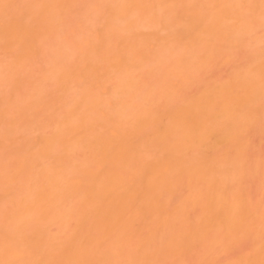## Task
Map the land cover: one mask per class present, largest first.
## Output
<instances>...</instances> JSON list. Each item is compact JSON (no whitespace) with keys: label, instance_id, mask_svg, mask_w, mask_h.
<instances>
[{"label":"bare ground","instance_id":"obj_1","mask_svg":"<svg viewBox=\"0 0 264 264\" xmlns=\"http://www.w3.org/2000/svg\"><path fill=\"white\" fill-rule=\"evenodd\" d=\"M140 1L142 2L143 0ZM219 1L222 2V0H218V2ZM224 1L225 2L219 6L222 8V13L228 12L229 9H232L230 8V5L232 7L234 6L231 2L228 3L227 0ZM129 2L132 3V1ZM133 2L135 1L133 0ZM141 2L139 3L140 6H142L141 4L143 3ZM217 3L214 5L216 6ZM135 4L138 3L135 2L133 6H135ZM46 6L47 4L43 6V8ZM46 8L48 9V7ZM216 8L217 6L215 9ZM225 9L226 11L223 12ZM206 10L207 12L209 11L208 8H206ZM213 10L214 7L212 8V11ZM57 12H59V10ZM208 14L205 15L206 18L203 20L207 19ZM218 14H220V12ZM154 17L155 16L153 15L152 18ZM197 17L198 19L200 18V21L204 16L197 15ZM217 17L218 16L215 18ZM192 18L195 19L194 16ZM219 18L220 17L217 19ZM213 20H210V22L212 23ZM17 21L13 22L14 25L10 24L12 26H2L3 28H7H5L6 32L3 29V37H5L6 40L13 41V43L21 42V39L25 37L22 36L23 33L28 34L29 32H27V27L25 25V27L22 24L20 25V23L16 25ZM219 21L220 19L216 22L218 23ZM216 22L214 23L215 25L212 23V26H214L213 29L218 27ZM198 23L199 22H197L196 26L195 21L194 24L191 22L193 26L195 25V30L199 29L196 27L201 28L199 31L203 30L204 23L202 22V27L201 25L199 26L201 23ZM220 23H222V21H220ZM220 23H218L219 26ZM210 26L208 28H210ZM186 27L187 26L184 28L185 30ZM211 28L210 30L212 31ZM188 29L185 34H188ZM207 30L209 31V29ZM213 32H215V30H213L212 33ZM2 33L0 34L2 35ZM192 34L194 35V32ZM198 34L197 39L199 40ZM29 35L32 36V33ZM159 36L160 35L158 34V37ZM188 36H190V33ZM19 38L20 41L17 42ZM28 38L30 39V37ZM106 39L107 38L103 40L104 46H99L103 43L96 41L99 44L96 43L98 47L97 45L95 46L96 49L94 52L91 51L93 49V47H91V50L88 52L89 54L85 55L86 58L80 61L81 63L79 65L76 63L77 66H75L80 72L81 79L86 78L87 80H91V82L95 81L93 84L95 87H97L96 83H99L101 86L107 82L108 77L109 80L112 79L113 76H111V73L112 71L115 73V68H119L123 64L129 65V62H132L130 57H125L127 54L125 52V47L129 50V42H126L128 47L126 45L124 49L121 48L123 51L118 48L117 51L120 49L121 52H113L111 51L112 49L110 50L106 48L108 45L106 46L105 42L110 41L108 39L106 41ZM31 40L33 42L34 38ZM24 41L26 42L27 39ZM150 41L151 40H149V42ZM25 42L23 45L20 43L24 48H22L23 50H27L28 47V44L24 45ZM32 42H28L30 43L29 45H32ZM35 42L36 40H34V43ZM123 43H121L122 46H124ZM9 44L10 43L7 45ZM36 44H33L32 47ZM145 45H141L140 47ZM109 46H111V44H109ZM122 46L120 45V47ZM132 48H134V46ZM30 49L33 51L32 48ZM141 49H139V54H142ZM18 51H20L19 48ZM123 52L125 53L124 56L122 54ZM130 56L132 58V54ZM261 59H258V62H255L253 67L251 66V69H246L245 72L242 71V73H244H240L241 75L238 74V77L231 80V83L222 84V86L219 84V87L217 86L218 88L213 89H209L212 88L209 87L202 92L199 97H196V100L194 99L193 101L191 100V102L188 101L186 103L183 102L181 105L177 104V106L160 113L151 111L150 109H144L142 106L144 109L143 111H134V113L131 112L124 115L125 113L122 111L125 106V108H128V106L124 104L123 107L122 102L124 100L119 99V105L123 108H120V111L114 110V112L117 111L115 116L118 115L121 124H119V126H121L120 128L116 125L119 128L116 132L109 131L111 128L108 127L107 129L106 123L101 122L100 119H96L100 107L104 104L103 101L101 100L102 102H100L99 97L96 95H91L90 97V91L82 95L81 103L76 105L72 112L75 110L77 112L81 109L84 110H81L82 112L80 113L75 112L77 118L71 121H64L60 127L69 129L68 134L72 137L75 136L73 139L71 138L72 140H75L74 138L77 139L78 137L80 140H77L80 141V143H84L82 144L84 146H82L81 144L79 145L78 141V143L73 141L74 144H76L72 145L70 144V140L69 145L72 147L69 145L66 147L68 152L78 149L79 146H81V149H84L82 150L83 153L85 155L86 153L88 154V159L86 160V163H84L86 165L83 166L84 169L82 170V167L80 166V169H76H79V171L82 170V172L80 171V174L77 173V176L72 172L74 176H70L71 171L69 170L70 172H67V170L75 163L72 165L69 163L70 165H68V167H62L63 169L65 168L64 170L68 168L66 170L67 174L63 169V171H61V173L64 172L62 173L64 177H61V174H55L51 169H48L49 166V168H52L51 165L46 166V168H43L37 173V167L40 168L41 164L40 166L37 165L33 168L32 166H29L31 160L29 161L27 159L28 164H26L27 162L24 164L28 166V171L25 173L32 176V179L29 180L30 186H27L26 184L27 189L29 190L28 193L30 192L28 201H35H33V203H28L27 201L29 205L25 206L26 208L23 207L25 209L24 212L21 213L22 216H24V214L25 216H30L32 212L34 213V209L38 208H35L36 203H41L37 204V206L41 205L39 207L41 210H37H40V212L45 210L42 212V214L46 213L44 218H46V216L48 218L50 215L53 220L54 217L51 214L55 213L56 216L57 212H54L56 211L54 210L56 207L53 209L52 206L55 204L58 205L61 202L66 203V201L73 203L74 201H72L71 198L74 199V196L81 197L79 194L81 193V200L83 202L81 203L83 206L79 204L80 208L76 207L79 202L76 203V206H74L75 204L72 206L78 208L76 210L80 213H78V215H80L81 218L78 216L76 222L80 228H83H81V232L78 230L73 231V229V233L69 229L68 230L71 233H67L66 229V233L64 230L61 231V236H63L62 233L68 234L67 236L65 235L66 238H62V240L65 238V241L59 240L60 236H58V239L55 236L56 239L50 242V245H47L50 241V239H48L49 235L44 236L45 232L42 230L40 231V235L42 234L41 232H43L42 235L44 237L42 236V239H37L40 238V235L38 236L39 229L37 231L38 234H35L36 237H34L36 240L33 241L26 235V238L25 236L21 238L24 233L21 236L19 235L20 237L15 234L16 236L14 235V237L12 235L14 232L13 230L11 233L12 237L6 235L9 234L6 233L5 235L8 237L3 239L2 234H0V237L4 240L3 241L0 238V245L3 244L0 250V262L3 261L1 264H184V259L187 257L185 255L191 253L192 249L197 248H201V253H198L199 255L201 254V257L196 255L199 258L198 264H214L218 261V259L215 261L218 252L222 254L226 253L230 248L233 250L234 243L238 240H242V237H248V240H250L249 242H253L251 246L252 250H250V252L252 251L251 256L247 258L241 257V259L239 257L238 260L236 259L230 262L227 260V262H223V264H264V159L257 158V160L254 161H248L245 159V150H247V146L249 147L247 135L251 130L255 129V126L258 125L261 121L260 119H262L260 116H257L260 109L262 111V108L257 107L261 104L258 103L264 97V58ZM100 64H102V66ZM109 71L111 73H109ZM64 73L65 72L62 73V76L65 79ZM100 73H103L104 76ZM97 74H100L101 76H98L97 78ZM104 77H106V79ZM97 79L98 81H96ZM104 79L107 81H104ZM101 80H103V84H101L102 82L100 83ZM121 84L125 86V83L123 84L122 82ZM128 84L130 83L128 82ZM91 86L92 85H90V87ZM127 86L129 88V85ZM131 86L133 85L131 84ZM120 87L121 85L119 88ZM130 88L132 91V87ZM120 89L122 90L123 88ZM126 92H129L128 89ZM134 92L135 90H133L132 93ZM126 94L128 95V93ZM126 94L125 96L127 97ZM94 96L99 100L96 98L94 99ZM261 96L263 97L259 99ZM88 98L93 99V101L90 99L92 102H89ZM129 99H131V97ZM256 101L258 103H256ZM262 105L263 104H261L260 107H262ZM137 106L140 108V105ZM130 110L132 109L130 108ZM122 113L124 117L122 116ZM261 113L260 115L263 117V113ZM107 117H109V115H107ZM164 118L165 120L163 121ZM116 121L118 122V119H116ZM106 122H108V120ZM158 124H160L162 128L160 125L159 127ZM46 140L48 147L45 145L47 148L43 150H47L49 145L52 144L50 139L49 141L48 139ZM154 146L157 147V149L153 148L156 150L154 152L157 156L154 154V157L152 156V159H149L147 155L153 153L152 151H149V148L152 150L151 147ZM158 149L159 152H157ZM47 151L49 152V150ZM40 152H42V150ZM72 153H74V151ZM41 154H43L41 155L42 157L45 156V153ZM50 154H52V150ZM67 157L69 158L68 155ZM86 157L84 159H86ZM25 158L26 157H24V159ZM27 160L25 159L24 162ZM53 160L55 159L53 158ZM21 161H23V158ZM57 163L58 161L56 164ZM31 164L33 165L34 162ZM54 166L57 167L59 165ZM65 166L67 165L65 164ZM19 167H21L20 171L23 174L27 167L25 170L22 169V167H25L22 163ZM29 167H32V169H29ZM42 167H44V165H42ZM34 169L37 170V172L34 171ZM22 170L24 171L22 172ZM53 170L57 172L55 169ZM246 172H248L247 174L250 176L255 175L253 178L256 176L257 178L259 177V187L261 190L259 193L262 196L258 194V196H261L258 200H255L254 198L251 199V196L249 197L247 194L249 191H246L245 185L247 184L244 183ZM17 173L15 174L17 175ZM35 175L39 176L35 178ZM22 176H24V174ZM34 179L37 180V182L39 180V183H36ZM24 181H26V179ZM178 189L184 194V196H181V198L183 197V200H178L179 202L176 200L178 203L175 202L176 205L171 207L169 203L173 202L174 194L178 192ZM34 190H36V192L33 195ZM181 192L179 194H181ZM31 193L34 198H37V200L33 199ZM179 194H175V196ZM30 195L32 196V199ZM68 197H71L69 199L70 201L68 200ZM29 198L31 200H29ZM255 198H257V196ZM24 201L25 200H23V202ZM42 203L44 204V209L42 208ZM62 203V207L58 205L61 209L65 206V204L63 206ZM67 204L68 203H66V207ZM68 207L67 209L65 208L66 210L64 209L62 211L57 208L61 211L58 216L60 217L61 222L64 220V223L67 221L70 222V219L71 222H73L72 217L70 216L75 209L71 210L72 208L70 209ZM51 210H53V212L49 213ZM196 210H198L199 214L195 216V220L192 219L190 221L189 218H186L188 217L187 213H189V211H194L195 213ZM36 213L37 211H35V214ZM39 215H41V213ZM76 215L77 213L75 215L73 214V220H76ZM69 217L70 219L66 221ZM47 218L44 220L46 223H49L47 222ZM23 219L25 218L23 217ZM56 219L57 224H55L54 221V226L62 224L57 222L59 221V218ZM44 220L41 219V221L38 222H43L42 224L44 225ZM49 221L51 222L49 224H52L50 219ZM23 223H26V221ZM70 224H68V226ZM75 224L72 223L73 226H75ZM64 225L65 224L61 227H64ZM61 227L59 228L58 226L59 229H64ZM76 228L77 224L74 227V230ZM56 233H58V235L60 234L58 231ZM45 238H47L48 241L43 240ZM228 252H230V250Z\"/></svg>","mask_w":264,"mask_h":264},{"label":"rangeland","instance_id":"obj_2","mask_svg":"<svg viewBox=\"0 0 264 264\" xmlns=\"http://www.w3.org/2000/svg\"><path fill=\"white\" fill-rule=\"evenodd\" d=\"M129 1H132L133 4ZM129 1L0 0V33H4V30L6 32V27L14 25L13 22L17 20V24L15 22L16 25H18V23H20V25L22 24L23 26L25 25L27 27V32L29 31L32 33V36L29 35L31 34L29 32L28 34L23 33L22 36L25 37L21 39V42H19V38V40L17 41L19 43H13V41L6 40L5 37H3V33L2 35L0 34V234H2L3 239L5 237H8L6 235L12 237V235L14 236L15 234H17L18 237H20L24 233L21 238L26 235L33 241L36 240V238H34L36 237L35 234L37 235L39 232V236L40 231L42 230L46 234H44V236H50V238L48 236V239H50V241L47 244L50 245V242L56 239L55 236L57 237V239L59 238L58 236H60L61 239L59 238V240L65 241V238L68 234L62 233L63 236H61L60 233L63 230L65 232V229L67 233H71L69 232V230L72 231V229L73 231L78 230L79 232H81V228L83 227L80 228L78 223L76 222L78 216L79 218H81L80 215H78V210H76L80 208V205L83 206L81 193H79L81 197L74 196L73 194L75 198L78 197L77 199H72L70 197L72 201H76L75 203L71 202V204L70 202L66 201V203L69 204H67V207L70 206L68 208H72L71 210L75 209V211H72L73 213L71 212L72 215L70 216L72 217L73 222H71L70 217L66 219V221L70 219V222L67 221L66 223H64L65 220H62L63 222H61L60 217H58L60 214L59 212H61L65 208L67 209L66 203L62 202L61 203L63 204V206L65 204L63 209L59 208V206L62 207L61 203L58 204L59 206L57 204H55L54 206L51 205L53 209L56 207L54 209L56 211L54 212L58 213H56L57 217L55 216V213L51 214L54 217L53 220L50 215L49 216L51 218L49 216L47 218L46 216V218L48 219L47 222L51 223L49 221L50 219L52 221V224L46 223L45 221L46 218L44 217L46 213H43L44 215L42 214V212L45 211L43 210V203V211L41 212V208H39L41 205L37 206V204L41 203H36L35 208L38 207L37 209L40 210L34 209V213L32 212L30 216H25V214L24 216H22V213L26 208L25 206L29 205L28 203H33V201H35H28L30 192L28 193L29 190L27 189V186H30L29 180L32 179V176H29L27 173H25L28 171V166H26V164H28V160H31L29 162V166H32L33 168L34 166H40L41 164L40 168L37 167L38 172L34 169V171H36L37 173H39L43 168H46V166L51 165L52 168H49V166L48 169H51L55 174H61V177L63 176L62 173H64H61V171L65 169H63L62 167H68V165L70 164L72 165L73 163H75L70 166L71 168H66V170L68 169L67 172L69 170L71 171V175L68 173L70 176H74L72 172L76 174L75 176H77V173L80 174V171L82 172V170L84 169L83 166L86 165L84 163H86V160L88 159V154L85 152L87 155L86 157V155L82 151L84 149H81V146H79L81 151L78 148L79 150L75 149L76 153L75 150H73L74 153H72L73 151L68 152L66 148L69 145L70 140V144L73 145L75 141L77 142L80 139H78L77 137L78 140L76 138H74L75 140H72L75 136L72 137L68 134L69 129L60 127V125L64 121H71L77 118V115L75 113L77 111L75 110L72 112V110L76 105H79L81 103L82 95L90 91V97L91 95H96L99 97L100 102L103 101L105 105L103 104L100 107V111L96 115V119H100L101 122L106 123L107 129L108 127L111 128L109 129V131L116 132L121 126H119L120 120L118 115H115L117 114V111H120V108L122 109L124 107V104L128 106V108H125V106L123 111L121 110L123 113H125L124 115H127L131 112L134 113V111H143L144 109H150L151 111L160 113L177 106V104L181 105L183 104V102L186 103L188 101L191 102V100L193 101L194 99L196 100V97H199V95H201L202 92L207 90V88L209 87H212L209 89H213L218 88L219 84L222 86V84L224 85L231 83V80L237 78L238 74L242 73V71L245 72L246 69H251L255 65L254 63L258 62V59L264 58V0H227L228 3L231 2L234 6L232 7L230 5V8H232L233 10L228 8V12L225 13H222V8L219 7L225 2L224 0H222V2H218V0H143V3L138 0L142 3V6H140V2L136 0L134 1L138 4H135V6H133L135 3L133 2V0ZM215 1H217L218 3ZM215 3H217L216 9V6L214 5ZM44 4H47L46 7H48V9L44 7V10ZM213 7L214 10L212 11ZM206 8H208L211 13L208 11V14ZM58 10L59 12H57ZM224 11H226V9L223 10V12ZM206 12L209 18L207 17L206 20H203L206 18ZM219 12L220 14H218ZM215 14L216 16L220 17L219 19L220 21H222V23H220V21L218 22L220 23V26L216 22L219 19H217L218 17L215 18ZM153 15L157 19L155 17L152 18ZM197 15L204 16L203 18L201 17L202 20H200L204 23V28L201 31H199L201 29L200 27H196L199 28L196 29V31L194 28L195 25L193 26L195 21L196 26L197 22H199L201 23H198L199 26L201 25L202 27L203 23L199 21L200 18L198 19ZM193 16L195 17V19L192 18ZM149 18H151L152 20ZM210 20H213V25H215L214 23L216 22V25L218 27L213 29L214 26H212ZM191 22H193V24H191ZM2 26H6V29ZM185 26H187L186 30L184 29ZM209 26L210 28L212 27V31L215 30V32L212 33L210 28H208ZM187 29L189 31L187 33H190V36H188V34H185ZM207 29H209V31ZM193 32L194 35L192 34ZM168 33L170 36L168 35ZM158 34L160 35L159 37ZM197 34L199 40L197 39ZM26 35L30 37V39ZM31 37L36 40L35 43L34 40L32 42L31 39L33 38ZM24 38L27 39V43L24 41L26 40ZM105 38L110 40L107 41L106 39V46L108 45L106 48L110 50L112 49L111 51L113 52H116L118 48L124 49L126 45L128 47L127 43L129 42L128 48L130 51L127 50L126 47V51L124 50L128 55H125L124 52L122 54L123 56L125 55V57H130L132 62H129V65L123 64L121 67L115 68V73H113V71L112 73L109 71V73H111V76H113L112 79L109 80L108 77L107 81L105 80L106 77H104V81L107 82L103 84V80H101L100 83L102 82L101 84L103 85L100 86L99 83H96L97 87H95L93 86V84L95 83L94 80V82H91V80H87L86 78V80L83 78L81 79L80 72L75 68V66H77L76 63L79 65L81 63L80 61L86 58L85 55L89 54L88 52L89 50H91V47H93L91 51L94 52V50L96 49L95 46L97 44L103 43L99 46H104L103 40H105ZM190 39H192L193 41ZM149 40L151 41L149 42ZM96 41H98L99 43ZM24 42V45L28 44L29 48L27 47V50H23V46L20 45V43H22L23 45ZM28 42H32L33 44H36L37 42L38 43L34 45V47H32L33 44L29 45L30 43ZM8 43H10L11 45H7ZM121 43H123L124 46H122ZM17 44H19L20 46ZM109 44H111V46H109ZM139 44L145 46L140 47L141 45ZM120 45L122 47H120ZM133 46L134 48H132ZM110 47H113L116 50ZM18 48L20 51H18ZM30 48H32L33 51H31ZM120 49L118 50L119 52H121V50L123 51V49ZM139 49L142 50V54H139ZM131 54L133 59L130 56ZM100 65L102 66V64ZM63 72H65V79L62 76ZM100 74H97L96 77L98 78V76L100 77L101 75H103V73L101 75ZM96 81H98V79ZM122 82L123 84L125 83V86L121 84ZM128 82L130 84H128ZM89 83L90 85H92L91 87ZM126 84L129 85V88ZM131 84L135 86L133 87L131 86ZM120 85V88H123L122 90H124L125 88L124 91L119 88ZM102 86H105L106 88ZM130 87H132V91ZM127 89L129 92H126ZM133 90H135L134 93H132ZM126 93H128V95L130 94L131 96H128ZM125 94L127 95V97L125 96ZM96 96H94V99L96 98ZM263 96H261L259 99H261ZM130 97L131 99H129ZM90 99L88 98L89 102L91 100L93 101V99ZM119 99L124 100V103L122 102L123 107L119 105ZM257 101L256 103H258ZM261 101L258 104H263L262 107H260L261 104L257 107L262 108V111H264V97L261 99ZM137 105H140L141 109L138 108L139 106ZM142 106L144 107V109ZM77 108L79 109L78 106ZM130 108L133 111L130 110ZM81 110L83 111L84 109ZM81 110H78L79 112L77 113L82 112ZM114 110L117 111L114 112ZM262 111L260 109V112H258L257 115L262 118L260 119L261 121L258 123V125L255 126V129L251 130L247 135V142L249 147H246L248 151L245 150V159H247L248 161L257 160V158L264 159V112ZM260 113L263 115V117L260 115ZM107 115H109V117H112L113 120L112 118L107 117ZM101 117L106 118L103 119ZM116 119H118V122L116 121ZM107 120L110 123L106 122ZM164 120L165 118L163 119V121ZM160 124H158V126ZM116 125L119 126V128ZM46 139H48V141L50 139L52 143H50L51 145H49V148L47 149L49 150V152L47 150H43L48 147ZM78 142L79 145L84 144L83 142ZM151 148L152 150H150L149 148V151H152L153 153L148 152L149 154L147 156L149 157V159H152V156L155 154L154 151L156 150L153 148L157 149V147L155 146ZM50 149L52 150V154H50ZM41 150L42 152H40ZM157 152H159V149L157 150ZM41 153H45V156L42 157L41 155L43 154ZM67 155L69 156V158L67 157ZM49 156L51 159L49 158ZM63 156H66L67 158ZM155 156L157 155L155 154ZM24 157H26V160L28 159L25 162ZM56 157H58L59 159ZM85 157L86 159H84ZM22 158L23 161H21ZM53 158L55 160H53ZM60 158L62 159V161ZM57 161L58 163H60L56 164ZM20 162L25 166L22 167V169L25 170V168L27 167L25 171L22 170V172L24 171V176H22L23 174L20 171ZM32 162H34L33 165L31 164ZM65 164L67 166H65ZM42 165H44V167H42ZM54 165L59 166H57V168ZM73 166L75 167V169ZM80 166L82 167V170L79 171ZM18 167L20 168L19 174L17 173ZM32 167H29V169H32ZM53 169H55L57 172H55ZM66 170L64 171L66 172ZM15 173H17V175ZM247 173L248 172H246L244 180V183L247 184L245 185V189L247 192H250H248L247 194L249 197L251 196V199L254 198L255 200H258L259 197L262 196L259 193L261 191L259 187V177L257 178L256 176L255 178H253L255 175L250 176ZM38 176L39 175H35V178ZM24 178L28 183L24 181ZM35 181L36 183H39V180L38 182L37 180ZM35 192L36 190L33 191V195L35 194ZM180 192L181 191H179L178 189V192H176L175 194H179ZM175 194L173 202L169 203L171 207L176 205V203L179 202L178 200H183V197L181 198V196H184L182 192V195L179 194L175 196ZM258 194L261 196H258ZM31 195L30 197L32 199L33 195ZM256 196L257 198H255ZM70 198L68 197V200ZM31 199L29 198V200ZM33 199L37 200V198H34V196ZM23 200L25 201L23 202ZM19 204L25 205L20 206ZM18 206L20 207L17 208ZM57 208H59L61 211ZM35 211H37L36 214ZM38 212H40L41 215H39L40 213ZM52 212L53 210L49 211V213ZM76 213L77 215L75 216V219H77L73 220V214L75 215ZM189 213H187L188 217L186 218H189L190 221L192 219L195 220V216L199 214L198 210H196L195 213L194 211H189ZM38 216H41L40 218L43 220L45 219L44 225L42 224L43 222H38L41 221ZM23 217L25 219H23ZM56 218H59V221L57 222H60L62 224L54 226L55 224H57ZM25 221L26 223H23ZM54 221L55 224H53ZM74 221L77 224V228L75 230L74 227L76 226V224ZM72 223H74L75 226H73ZM63 224H65L64 227H61ZM68 224L70 225L68 226ZM58 226L59 228L61 227L64 229H59ZM12 230L14 231V234L12 233ZM57 231L60 233L59 235L58 233H56ZM43 232L41 233L43 234ZM42 234L40 235V238L37 239H42ZM2 237L0 238L2 239ZM63 237H65L64 240H62ZM246 238L242 237V240L236 241L234 243L235 245L233 247V250L232 248L229 249L230 252H228L229 250L226 253L222 254L218 252V256L216 255L217 258L215 259V261L217 259L218 261L215 263L223 264V262L226 263L227 260H229L230 262L236 259L238 260L239 257L241 259V257L247 258L251 256L252 251L250 252V250H252L251 246L253 242H249V238ZM48 239L45 238L43 240L48 241ZM2 245H0V250ZM200 249H192L191 253H187L185 255L187 257H185V261L183 263L198 264L199 258L197 256L199 255V252L201 253ZM2 262L3 261H1L0 264Z\"/></svg>","mask_w":264,"mask_h":264}]
</instances>
